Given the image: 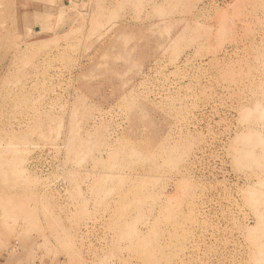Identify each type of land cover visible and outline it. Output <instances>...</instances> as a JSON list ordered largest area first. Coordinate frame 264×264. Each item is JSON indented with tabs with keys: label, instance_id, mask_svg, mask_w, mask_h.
<instances>
[{
	"label": "rangeland",
	"instance_id": "374dc122",
	"mask_svg": "<svg viewBox=\"0 0 264 264\" xmlns=\"http://www.w3.org/2000/svg\"><path fill=\"white\" fill-rule=\"evenodd\" d=\"M0 264H264V0H0Z\"/></svg>",
	"mask_w": 264,
	"mask_h": 264
}]
</instances>
